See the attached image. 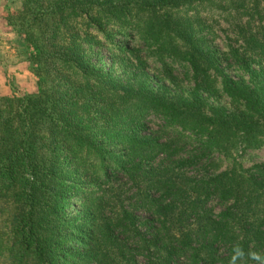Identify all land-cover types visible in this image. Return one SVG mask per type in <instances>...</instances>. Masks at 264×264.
Wrapping results in <instances>:
<instances>
[{"label":"trees","instance_id":"16d2710c","mask_svg":"<svg viewBox=\"0 0 264 264\" xmlns=\"http://www.w3.org/2000/svg\"><path fill=\"white\" fill-rule=\"evenodd\" d=\"M22 1L38 81L33 94L0 97V198L13 201L17 234L5 263L264 264V163L219 171L212 157L263 144L264 69L238 56L249 80H234L227 54L178 11L219 0ZM79 17L185 63L192 91L169 100L104 70L72 29ZM252 49L264 64V37ZM217 79L240 113L205 104ZM88 172L103 181L97 198L80 185Z\"/></svg>","mask_w":264,"mask_h":264},{"label":"rangeland","instance_id":"374dc122","mask_svg":"<svg viewBox=\"0 0 264 264\" xmlns=\"http://www.w3.org/2000/svg\"><path fill=\"white\" fill-rule=\"evenodd\" d=\"M22 4V0H0V97H23L37 90L38 76L31 59L34 50L25 40L24 22L19 16ZM178 11L193 22L195 28H201L199 34L206 48L227 54L220 66L234 80H244L245 83L249 80L238 56L245 57L253 69H264V64L258 62V56L252 49L254 39L262 41L264 37V0H219L213 4L211 1H197L178 8ZM71 25L89 59L120 79L132 84L146 81L158 96L169 100L188 96L192 91L194 84L188 66L156 52L155 46L148 48L137 39L122 37L111 41L101 31L89 26L85 17L77 18ZM120 26L116 23L107 28L118 32ZM220 82L219 79L213 82L215 91L211 94L202 92L205 104L222 107L228 113H240L243 107L221 92ZM147 119L154 130L163 123L153 115L147 116ZM102 123L103 120L98 121L97 127ZM212 157L219 165V171L238 166L249 168L256 163H264V142L258 147L235 148L228 153L215 152ZM67 164L75 166L73 162ZM102 182L101 178L88 172L83 175L80 185L86 188V184L92 183L94 197L97 198L104 186ZM215 210H220V206H215ZM12 212L13 201L9 197L0 198V254L16 245V230L10 223ZM71 213L82 219L88 210L77 206ZM1 257L0 264H6Z\"/></svg>","mask_w":264,"mask_h":264}]
</instances>
